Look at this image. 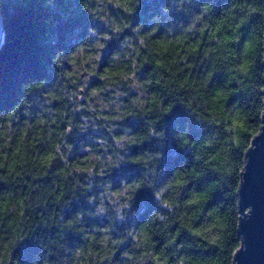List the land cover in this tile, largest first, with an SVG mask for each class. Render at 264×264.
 I'll use <instances>...</instances> for the list:
<instances>
[{"label": "trees", "instance_id": "trees-1", "mask_svg": "<svg viewBox=\"0 0 264 264\" xmlns=\"http://www.w3.org/2000/svg\"><path fill=\"white\" fill-rule=\"evenodd\" d=\"M0 18V264H232L264 0H0Z\"/></svg>", "mask_w": 264, "mask_h": 264}, {"label": "water", "instance_id": "water-1", "mask_svg": "<svg viewBox=\"0 0 264 264\" xmlns=\"http://www.w3.org/2000/svg\"><path fill=\"white\" fill-rule=\"evenodd\" d=\"M2 41L0 18V45ZM262 95L264 105V89ZM237 197L241 245L234 252L232 264H264V109L260 129L245 153Z\"/></svg>", "mask_w": 264, "mask_h": 264}, {"label": "clouds", "instance_id": "clouds-1", "mask_svg": "<svg viewBox=\"0 0 264 264\" xmlns=\"http://www.w3.org/2000/svg\"><path fill=\"white\" fill-rule=\"evenodd\" d=\"M47 2L49 3V4H51L52 3V0H47ZM137 2H138V0H137ZM126 207L128 206V205H125Z\"/></svg>", "mask_w": 264, "mask_h": 264}]
</instances>
